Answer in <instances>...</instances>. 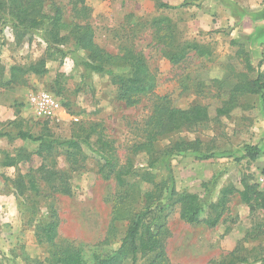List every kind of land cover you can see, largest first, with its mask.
I'll return each mask as SVG.
<instances>
[{
    "label": "rangeland",
    "instance_id": "obj_1",
    "mask_svg": "<svg viewBox=\"0 0 264 264\" xmlns=\"http://www.w3.org/2000/svg\"><path fill=\"white\" fill-rule=\"evenodd\" d=\"M44 11L62 8L70 23H90L95 42L113 55L127 49L140 51L155 76L153 91L135 103L119 96V86L108 75L87 73L71 57L50 56L44 30L21 38L9 22L0 32V264H57L51 257L53 246L38 239V225L60 219L59 247H77L89 263L104 257L121 245L133 217L150 204H165L174 182L179 195L204 196L214 182L213 201L223 187L241 189L242 179L264 189V98L244 94L230 105L237 74L246 72L237 54L239 41L250 52L255 71L264 59V0H163L175 8L159 6L157 0H43ZM87 7L86 14L77 7ZM168 19L170 26L153 25L155 19ZM1 27V24H0ZM199 44L205 55L188 50L174 64L167 52H177L187 44ZM73 39L66 47L73 48ZM88 57L87 50H81ZM46 59L44 75L23 74L12 80L11 68H27ZM124 70L125 66L115 65ZM264 70V65L261 67ZM47 90L63 104L55 119L37 117L33 95ZM156 101L175 108L194 105L208 107L209 119L161 137L157 152L184 139L192 148L179 150L158 167L148 165L149 155L136 147L147 137V123ZM227 114H219L221 108ZM97 124L98 131L82 144V152L69 156L66 148L55 155L37 153L39 143L22 140L19 130L36 135L50 133L54 138H72L82 127ZM80 132L82 135L90 132ZM112 142L118 167L128 163L133 172L125 184L105 177L100 171L104 160L95 148L99 134ZM247 144L261 149L255 161L243 158ZM198 149L199 151H194ZM216 153L204 158V153ZM24 155L23 159L20 157ZM28 157V158H27ZM21 159L17 165L6 161ZM109 169V167H108ZM34 173L39 191L19 192L15 180ZM2 176L9 178L6 182ZM23 178V177H22ZM115 202L120 203L115 209ZM171 203V202H170ZM168 203L165 213L171 230L167 249L175 264H210L223 260L239 244L250 260L264 256V210L251 208L238 194L215 227L188 224L180 218V205ZM207 208L202 218L215 217ZM258 234L243 241L246 234ZM110 236L109 244H101ZM131 263V262H130ZM240 264H263L250 261Z\"/></svg>",
    "mask_w": 264,
    "mask_h": 264
},
{
    "label": "trees",
    "instance_id": "obj_2",
    "mask_svg": "<svg viewBox=\"0 0 264 264\" xmlns=\"http://www.w3.org/2000/svg\"><path fill=\"white\" fill-rule=\"evenodd\" d=\"M83 2L84 0H78ZM160 7L175 8L174 6L157 0ZM78 13L86 14L87 7L82 5L77 7ZM11 23L21 38L25 34L42 29L44 38L47 42V50L50 56L71 57L77 65L82 66L87 73H98L111 77L113 83L119 86V96L129 103L137 102L140 96L150 94L155 87V80L150 71L144 55L137 50L127 49L125 53L113 55L102 49L94 39V30L90 23H70L65 20V14L59 6H55L54 13L48 14L44 11L43 0H0V32L3 26ZM163 24L171 25L168 19H155L153 25L161 26ZM73 39V48L66 47L69 41ZM233 45L239 46L237 54L243 59L246 72L238 73L237 83L231 91L230 105H234L236 97L244 94L261 95L264 98V59L258 64L259 71L255 77L249 76L250 72L255 71V66L251 59V54L239 41L233 40ZM87 50L89 56L86 57L81 50ZM195 50L201 55L207 52L201 49L199 44H187L177 52L168 51L167 57L174 64L180 63L188 50ZM121 64L126 69H117L115 65ZM12 80L19 79L23 74L34 73L44 75L48 72L46 59L42 58L29 67H12ZM229 108H221L219 114L230 112ZM209 111L207 106L194 105L187 109L175 108L156 101L152 113L147 123V137L145 141L136 148L143 150L149 155L148 165L151 168L158 167L167 161L176 150L192 148V144L184 139L176 142L165 151L157 152V142L161 137L180 131L182 128L191 127L195 124L207 121ZM47 120V119H46ZM88 127V126H87ZM81 128L69 139H58L44 133L36 135L28 130H19L17 136L22 140H30L39 143L37 153L43 157L55 155L58 148H66L69 156L75 153H81L83 148L81 143L91 145L89 137L93 132L98 131V125L93 124L88 128ZM90 131L82 135L80 132ZM2 135V133H0ZM96 152L104 160L99 171L107 178L115 177L118 185L125 184V177L133 172L132 167L127 164L118 167L117 157L112 142L104 138L103 134L98 135ZM199 151L198 149H193ZM246 154L243 158H249L253 161L259 158L261 149L257 145L247 144L245 146ZM216 153H204V158L213 157ZM22 159L26 156L21 155ZM28 158V157H27ZM21 159H11L6 161L7 165H17ZM109 167V169H108ZM8 182L9 178L2 176ZM23 177V178H22ZM28 178L29 188L33 191H39L37 176L34 173L19 176L15 180V185L19 192L24 193L27 185L24 178ZM243 187L241 189L234 185L223 187L220 197L213 201V192L216 184L206 188L204 196L196 193H185L179 195L174 182L170 185L169 196L165 204L146 206L143 211L137 213L122 239L121 245L112 253L97 258L93 264H175L169 256L167 245L172 233L168 224V214L165 213L168 203L171 206L180 205V218L188 224L203 223L208 227H215L221 217L228 209V204L233 195L238 194L241 201L247 204L251 210H264V189H261L258 183L242 179ZM120 203L115 202V209H118ZM212 208L215 210V217L202 218V214ZM51 221L42 220L38 225V239L42 243H49L53 246L51 257L57 264H91L84 257L83 252L77 247H59L56 240L59 236L60 219L57 213H54ZM258 234L247 233L243 241L257 238ZM110 236H107L101 244H109ZM253 262H262L264 256H257L250 260L249 255L243 254L242 244L238 245L229 256L223 260H212L210 264H240ZM131 262V263H130Z\"/></svg>",
    "mask_w": 264,
    "mask_h": 264
},
{
    "label": "built area",
    "instance_id": "obj_3",
    "mask_svg": "<svg viewBox=\"0 0 264 264\" xmlns=\"http://www.w3.org/2000/svg\"><path fill=\"white\" fill-rule=\"evenodd\" d=\"M31 103L34 106L37 117L42 119H55L63 111V104L59 98L47 90L33 95Z\"/></svg>",
    "mask_w": 264,
    "mask_h": 264
}]
</instances>
